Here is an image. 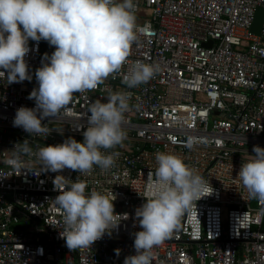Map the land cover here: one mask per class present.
Listing matches in <instances>:
<instances>
[{"label": "built area", "instance_id": "built-area-1", "mask_svg": "<svg viewBox=\"0 0 264 264\" xmlns=\"http://www.w3.org/2000/svg\"><path fill=\"white\" fill-rule=\"evenodd\" d=\"M134 3L142 34L128 64L97 89L74 94L57 119L42 120L52 129L46 138L14 127L13 120L21 106L35 108L28 99L39 87L35 72L55 47L29 40L25 60L31 81L9 84L7 73L0 76V264H124L125 257L135 255L134 233L142 230L136 209L156 191L158 152L181 157L213 192L197 200L173 237L154 248L153 264H264V203L249 199L235 179L255 155L253 146L264 148V24L259 36L250 32L264 0ZM136 61L156 64L160 71L147 84L129 89L122 78ZM117 91L131 94L123 123L127 138L106 150L119 153L108 172L42 171L27 155L21 156V172L5 163L25 140L33 151L69 137L83 142L89 106L98 99L107 102ZM189 137L198 141L192 149L186 147ZM56 175L85 182L86 194L115 196L119 216L111 235L89 248L66 247L60 235L63 213L54 202L60 194L53 184Z\"/></svg>", "mask_w": 264, "mask_h": 264}, {"label": "clouds", "instance_id": "clouds-1", "mask_svg": "<svg viewBox=\"0 0 264 264\" xmlns=\"http://www.w3.org/2000/svg\"><path fill=\"white\" fill-rule=\"evenodd\" d=\"M135 8L134 0H0V76L7 73L9 84L33 79L25 60L30 39L55 47L51 56L45 54L47 62L35 72L39 87L28 96L35 101V108H18L13 126L46 138L52 129L42 120L60 117L74 94L93 91L109 77L115 79L128 64L132 46L140 43L142 29ZM159 71L156 64L136 61L123 75L122 83L136 88L150 82ZM130 98V93L117 91L107 102H93L83 142L69 137L63 143L38 146L33 151L25 140L5 163L21 172L25 166L21 156L27 155L38 160L42 171L71 169L89 175L99 168L108 172L116 166L119 153L106 154V150L122 146L127 138L123 123ZM57 131L62 134V130ZM197 142L189 137L186 147L192 149ZM253 152L235 179L249 199L264 203V148L253 146ZM155 160L156 191L136 209L142 230L134 233L135 255L125 257L124 264H153L154 248L173 237L197 200L213 192L209 182L181 157L158 152ZM53 184L60 193L54 202L63 213L65 226L60 235L69 250L89 248L106 233L111 235L119 216L114 212L115 196L110 199L99 191L86 194L85 182L63 175H56ZM115 251L119 256L120 250Z\"/></svg>", "mask_w": 264, "mask_h": 264}, {"label": "water", "instance_id": "water-1", "mask_svg": "<svg viewBox=\"0 0 264 264\" xmlns=\"http://www.w3.org/2000/svg\"><path fill=\"white\" fill-rule=\"evenodd\" d=\"M264 24V10L261 8H257L255 15H254V19H253V23L250 29V32L253 35L259 36L261 34V30ZM211 44H206L204 45L205 47H210ZM21 141H24L23 139H21Z\"/></svg>", "mask_w": 264, "mask_h": 264}]
</instances>
